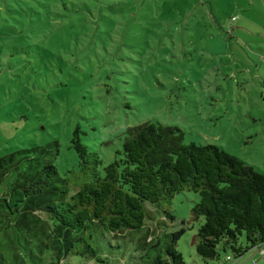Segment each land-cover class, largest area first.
<instances>
[{
    "label": "rangeland",
    "instance_id": "obj_1",
    "mask_svg": "<svg viewBox=\"0 0 264 264\" xmlns=\"http://www.w3.org/2000/svg\"><path fill=\"white\" fill-rule=\"evenodd\" d=\"M146 122L178 127L185 144L218 146L264 175V0H0V157L39 147L65 176L79 168V128L106 167L127 130ZM199 199L184 191L165 207L175 220L158 217L162 230H186L177 243L185 264H264L256 248L229 263L223 252L203 260ZM148 226L153 238L163 232ZM134 248L104 252L137 264ZM22 259L1 247L0 264H33Z\"/></svg>",
    "mask_w": 264,
    "mask_h": 264
},
{
    "label": "trees",
    "instance_id": "obj_2",
    "mask_svg": "<svg viewBox=\"0 0 264 264\" xmlns=\"http://www.w3.org/2000/svg\"><path fill=\"white\" fill-rule=\"evenodd\" d=\"M72 147L79 168L65 176L38 156L39 147L0 157V249L18 262L25 253L33 264H113L105 249L129 241L137 264H185L177 243L186 230H162L167 223L158 220H175L165 207L184 191L200 198L196 251L206 262L221 252L226 262L238 260L264 244V175L220 147L185 144L180 128L159 122L129 128L106 167L79 128ZM150 222L163 231L155 238Z\"/></svg>",
    "mask_w": 264,
    "mask_h": 264
},
{
    "label": "built area",
    "instance_id": "obj_3",
    "mask_svg": "<svg viewBox=\"0 0 264 264\" xmlns=\"http://www.w3.org/2000/svg\"><path fill=\"white\" fill-rule=\"evenodd\" d=\"M256 249H257V252L259 253V255L264 259V244L256 247ZM232 260H233L232 257H230V256L227 257V262L228 263L231 262ZM252 264H258V262L253 260Z\"/></svg>",
    "mask_w": 264,
    "mask_h": 264
},
{
    "label": "crops",
    "instance_id": "obj_4",
    "mask_svg": "<svg viewBox=\"0 0 264 264\" xmlns=\"http://www.w3.org/2000/svg\"><path fill=\"white\" fill-rule=\"evenodd\" d=\"M253 259H254V257H253V256H251V257H250V259H249V261H252Z\"/></svg>",
    "mask_w": 264,
    "mask_h": 264
}]
</instances>
